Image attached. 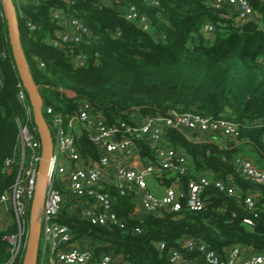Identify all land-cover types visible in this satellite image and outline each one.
Wrapping results in <instances>:
<instances>
[{
    "label": "trees",
    "instance_id": "1",
    "mask_svg": "<svg viewBox=\"0 0 264 264\" xmlns=\"http://www.w3.org/2000/svg\"><path fill=\"white\" fill-rule=\"evenodd\" d=\"M249 1L259 17L239 24L234 8L218 7L214 0H74L71 4L13 0L20 42L44 107L69 116L88 102L109 125L130 121L131 112L168 115L172 110L238 124L240 135L230 146L189 139L168 128L163 144L182 150L190 171L166 172L159 180L166 185L176 182L186 192L191 180L208 176L231 181L241 196H230L210 185L202 193L200 210H191L183 198L181 211L134 217L139 207L136 192L121 195L111 185L106 190L115 197L113 210L124 225L120 226L92 224L80 217L77 199L63 190L67 201L58 220L71 228L75 239L87 241L95 256L112 253L122 264H171V250L187 237L205 242L222 255L235 245L264 252V184L242 176L235 162L238 154H245L264 170V0ZM131 5L147 16L150 30L126 19L125 10ZM54 10L81 19L91 31L89 39L55 46L61 26ZM1 12L0 51L7 50L9 56L2 61L4 85L0 88V195L16 179V170H8L5 162L16 156L17 118H24L16 94L21 79L3 3ZM206 24L215 27L210 37L203 33ZM79 53L87 56V65L75 63L73 55ZM60 87L76 96L63 95ZM45 119L49 121L46 114ZM76 143L84 157L99 159L85 131L76 133ZM137 144L145 163L155 160L154 146L143 140ZM248 194H253L254 212L244 203ZM246 218H252L253 224L246 223ZM17 230L14 222L0 228V264L23 263L26 246L12 262L11 245L3 238ZM161 242L166 244L164 249ZM189 256L201 262L198 252ZM37 264H51L42 262L40 250Z\"/></svg>",
    "mask_w": 264,
    "mask_h": 264
},
{
    "label": "built area",
    "instance_id": "2",
    "mask_svg": "<svg viewBox=\"0 0 264 264\" xmlns=\"http://www.w3.org/2000/svg\"><path fill=\"white\" fill-rule=\"evenodd\" d=\"M63 1L69 4L74 2V0ZM214 2L218 7L227 4L234 8L239 24L257 20L259 17L249 0H214ZM1 3L3 0H0V14L3 15ZM4 14L6 16L5 6ZM53 14L61 26L58 31V40L53 42L55 46L64 42H84L91 36L90 29L78 17L64 15L59 10H54ZM125 17L138 24L143 30L151 29L147 16L140 13L133 5L126 8ZM28 25L31 29H35L31 23ZM214 32L213 24H206L203 28L206 36L210 37ZM8 56L7 50L0 51V88L4 85L2 61ZM73 59L78 66L87 65V56L84 53L73 55ZM41 66H44L43 62ZM59 91L70 98L76 96L74 91L66 88L60 87ZM16 94L22 105L24 118H17L19 133L16 156L7 159L5 166L8 170L15 169L17 173L14 184L0 195V228H7L5 224L8 217H11V223H16L18 227L15 233L3 236L11 245L14 260L28 239L30 210L36 186L40 180V166L43 158L42 140L34 120L33 106L22 80L16 85ZM41 111L44 116L46 114L49 117V121L47 119L46 121L54 144L45 177V197L37 214L41 230L39 250L42 262L122 264V260L112 253L95 256L88 242L80 238L75 239L71 228L58 220L67 201L63 190L77 199L76 206L80 209V217L86 218L92 224L114 223L120 226L124 225L113 210L115 197L103 186L109 179L121 195L135 190L140 191L137 199L140 203V212L133 214L134 217H140L144 213L160 214L166 210L181 211L183 198L186 199V204L191 210H200L204 205L202 193L210 185H214L230 196L242 195L231 181L212 179L208 176L191 180L186 192L175 182L166 187L164 194L157 195L148 185L149 178L160 179L166 172L186 174L190 171L187 155L182 150L163 144L168 128L178 130L189 139L192 135L187 133V130L199 133H221L231 138L234 144L240 132L238 124L233 121L172 110L168 115H140L137 112H131L130 121L109 125L102 117L94 114L88 102H83L76 112L69 116L54 110L51 106L42 105ZM77 125L86 132L92 144L98 149L100 153L98 160L82 155L76 143V132H74ZM137 140H143L156 148L155 160L143 163L141 166L116 165L119 154L127 157L133 152H139ZM235 162L242 176L255 183L264 184V170L257 166L252 158L245 154H238ZM244 203L250 211H255L256 203L253 194H248ZM245 222L253 224L252 218H246ZM159 246L164 249L166 244L161 242ZM190 252H198L201 262L197 263L191 258ZM170 262L171 264H264V252L235 245L229 247L222 255L205 242L187 237L178 247L171 250Z\"/></svg>",
    "mask_w": 264,
    "mask_h": 264
},
{
    "label": "water",
    "instance_id": "3",
    "mask_svg": "<svg viewBox=\"0 0 264 264\" xmlns=\"http://www.w3.org/2000/svg\"><path fill=\"white\" fill-rule=\"evenodd\" d=\"M5 12L8 25V35L12 49V55L26 90L28 91L34 113L35 123L38 125L39 134L42 140V162L40 166V180L37 183L34 199L30 210V224L29 235L26 242V249L23 257L22 264H36L39 250L40 240V224L37 219L39 208L45 197L46 181L45 177L49 169L50 158L53 154V139L45 119L41 106L43 105V99L41 93L33 81L29 67L26 61L25 53L23 51L19 29L17 24L16 7L13 0H5ZM194 136H199V132L195 131ZM233 145L228 144V146ZM14 261V258L11 260Z\"/></svg>",
    "mask_w": 264,
    "mask_h": 264
},
{
    "label": "crops",
    "instance_id": "4",
    "mask_svg": "<svg viewBox=\"0 0 264 264\" xmlns=\"http://www.w3.org/2000/svg\"><path fill=\"white\" fill-rule=\"evenodd\" d=\"M72 93V92H70ZM74 132L81 133L82 129L79 125L75 126L74 128ZM187 133L192 135V138H196V139H203V140H210L213 142H216L218 144H220L221 146H228V144H232V140L231 138L221 134V133H213V132H208V133H199V136H194V132H190L189 130L186 131ZM144 162V160L141 158L140 154L138 151H136L135 153L133 152L132 155L130 156H124L122 154H119L117 157V161H116V165H120V164H129V165H133V166H141ZM151 180V181H150ZM111 185H114L112 180L109 179L106 181V183L103 185L104 188H108ZM148 185L149 188L157 195H162L165 192L166 187L170 186V185H166L163 182H161L159 179L156 178H149L148 180ZM136 194H137V199L138 196H140V191L139 190H135ZM138 206L140 207V203L138 202ZM137 207V213L140 212V208ZM87 242V241H86Z\"/></svg>",
    "mask_w": 264,
    "mask_h": 264
},
{
    "label": "rangeland",
    "instance_id": "5",
    "mask_svg": "<svg viewBox=\"0 0 264 264\" xmlns=\"http://www.w3.org/2000/svg\"><path fill=\"white\" fill-rule=\"evenodd\" d=\"M4 1L5 0H3V4H4ZM5 6V5H4ZM151 181V180H150ZM9 219H7V222H6V224H5V227H8L9 225H11L12 223V218L11 217H8ZM11 218V219H10ZM27 242V241H26ZM24 246H26V243L24 244Z\"/></svg>",
    "mask_w": 264,
    "mask_h": 264
}]
</instances>
